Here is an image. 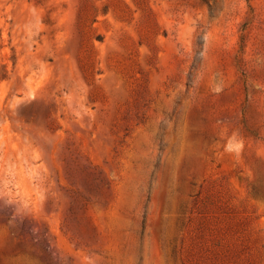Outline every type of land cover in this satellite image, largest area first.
<instances>
[{
  "label": "rangeland",
  "instance_id": "obj_1",
  "mask_svg": "<svg viewBox=\"0 0 264 264\" xmlns=\"http://www.w3.org/2000/svg\"><path fill=\"white\" fill-rule=\"evenodd\" d=\"M0 264H264V0H0Z\"/></svg>",
  "mask_w": 264,
  "mask_h": 264
},
{
  "label": "clouds",
  "instance_id": "obj_2",
  "mask_svg": "<svg viewBox=\"0 0 264 264\" xmlns=\"http://www.w3.org/2000/svg\"><path fill=\"white\" fill-rule=\"evenodd\" d=\"M227 150H231V144L228 145V149Z\"/></svg>",
  "mask_w": 264,
  "mask_h": 264
}]
</instances>
